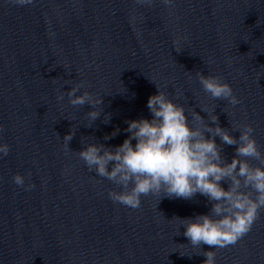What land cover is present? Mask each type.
Here are the masks:
<instances>
[{"label": "clouds", "instance_id": "9594fccd", "mask_svg": "<svg viewBox=\"0 0 264 264\" xmlns=\"http://www.w3.org/2000/svg\"><path fill=\"white\" fill-rule=\"evenodd\" d=\"M14 2L26 6L32 5L34 0ZM153 2L136 0L137 4L149 7ZM162 3L171 7L174 0H162ZM175 43L179 52V37ZM197 75L203 90L212 98L225 100L232 106L241 102L222 77ZM84 86L81 82L67 92L69 103L72 106L90 105L93 110L87 115L95 121L101 115L95 110L96 106L103 104V99L94 97L89 91L77 95ZM157 89L147 101L151 119L142 117L126 121L128 127L125 131L129 135L122 144L110 148L90 143L77 154L89 171L121 187V191H110L109 198L131 209L140 207L141 196L161 191L168 198L191 200L197 193L207 197L212 202L210 214L177 218L185 229L184 236L194 247L201 244L220 249L234 246L251 231L260 210L264 209V154L252 135L254 129L249 124L238 125L235 131L240 135L237 138L228 129L220 127L216 115L211 116L214 127L190 125L184 107ZM58 99H63V94ZM110 118L109 115L105 123ZM194 119L203 120V117L197 113ZM119 131V128L115 129L105 136V140L116 136ZM73 134L70 132L64 136L67 145ZM216 137L224 145H236V154L230 162L222 156ZM9 151L8 144L0 143V154L7 156ZM251 160L259 161V164L254 166ZM222 181L228 183L227 189L221 186ZM13 182L23 187L25 179L16 174ZM31 187L34 185L28 186ZM204 256L203 264H215V251H207Z\"/></svg>", "mask_w": 264, "mask_h": 264}]
</instances>
